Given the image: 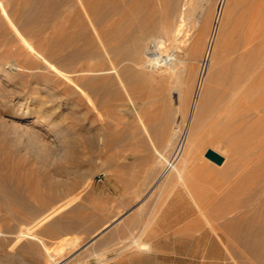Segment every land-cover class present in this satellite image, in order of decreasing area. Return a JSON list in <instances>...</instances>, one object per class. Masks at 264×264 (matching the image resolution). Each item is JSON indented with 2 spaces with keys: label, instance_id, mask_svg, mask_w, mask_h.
Wrapping results in <instances>:
<instances>
[{
  "label": "rangeland",
  "instance_id": "374dc122",
  "mask_svg": "<svg viewBox=\"0 0 264 264\" xmlns=\"http://www.w3.org/2000/svg\"><path fill=\"white\" fill-rule=\"evenodd\" d=\"M170 5L171 0H0V229L6 233L0 237V264H47L48 252L35 235L13 242L35 215L70 197L73 204L60 216L73 228L43 238L52 249L80 239L81 259L72 264H264V134L254 157H236L233 175L201 185L197 203L181 186L151 192L165 161L174 159L173 133L187 126L194 92L186 88L182 94V86L172 84L176 78L164 80L160 68L143 73L131 50L138 38L143 59L159 39L167 41L165 53L174 50L172 38L157 30L174 20L165 16ZM181 47L180 67L191 69ZM12 61L20 68L8 76L4 68ZM217 86L218 113L231 85L222 79ZM34 92L44 122L35 105H20ZM240 100L248 103L244 94ZM26 112L37 124L33 137L20 136L13 125ZM207 148L202 159L223 168L209 161ZM131 208L128 225L125 217L83 247ZM255 227L261 231L246 237ZM141 234L149 252L119 247Z\"/></svg>",
  "mask_w": 264,
  "mask_h": 264
},
{
  "label": "bare ground",
  "instance_id": "6f19581e",
  "mask_svg": "<svg viewBox=\"0 0 264 264\" xmlns=\"http://www.w3.org/2000/svg\"><path fill=\"white\" fill-rule=\"evenodd\" d=\"M171 15H173L172 17H174V20L172 22L170 21L171 23L168 22L169 24L164 23L160 29L157 30H159V32L163 31L165 35L167 34V37L169 36V38H172L174 42L170 41L173 44L175 43L174 50L171 51V53L166 50L165 53L164 50L167 49V41L159 39L154 42L153 48L149 45L147 49L148 52H146L145 58L143 59L144 56L142 57L141 54L143 39L138 38L134 41V49L131 50V55L138 59L136 64L140 65L143 73H155L156 69L160 68L162 69L160 76H162L164 80L167 78H169V80H171L170 78H176L171 82L172 84L177 83L182 86L180 87L182 90L179 88L182 94H185L184 92L187 91L186 88H188L190 92H194L192 103L190 104L189 119L187 118V126H184L185 128L182 130L177 129L178 131L173 133L174 142L176 141L174 146L172 145V149H174V159L173 161H165V168L160 172L158 177L155 178L156 180L151 184L152 186L150 185V189L152 192V189L155 187H159V190H163L172 186H181L197 203V199L200 195L204 194L200 192V190H202L201 185H204V182L208 183L210 180L213 181L218 175L225 178V175H228L229 172H231L229 174L233 175L232 172L239 169L236 160L238 158L237 156L243 155L248 159L249 157H254L253 147L255 149H262L264 144L263 138L259 139L263 144L257 140L259 135L264 134V0H171V5L169 9H167L165 16L169 18ZM240 20H242V25L240 24ZM241 26H243V29ZM151 28L152 27H150V29ZM239 29L240 31L242 29L244 32L239 33ZM157 30L155 29V31ZM238 33L241 35L240 37H237L239 36ZM235 35L238 39H235ZM181 44L185 46L184 49L186 50H183V52L186 51V57H189L193 64L191 69L189 68L191 64L190 66H188L189 64L187 65L189 70L187 67H180V64L184 63V60H179L177 56V52L182 50L180 49L182 48ZM200 58H202V61L198 66ZM18 66L19 65L13 62L9 67H6L9 70L3 67L4 73L8 76L15 75V73L19 71L18 68L20 67ZM134 74H136V72ZM222 79L227 84H230L231 88L228 93L229 100L227 99V102L225 101L221 104L220 110L217 113L216 110L219 108L217 101L222 92L217 85ZM172 84L170 85L171 88L169 87L171 90L176 86ZM161 88H163V86H161ZM182 94L181 96L183 97ZM243 94L248 103H242L240 100ZM21 97L22 95H19L16 98V100H18L17 103H21ZM39 98L40 96L38 93L34 92L31 94L30 99H25L20 105L25 106L28 105V103H30L31 106L35 105V109L38 108V114L42 113L41 119L44 122L45 118H47L43 115L44 107L40 101L35 103ZM252 98L256 99L255 102H250ZM215 112L218 114V116H216L217 118L214 117ZM21 119L22 121L20 122L22 123H17V125L15 124L16 122H13L14 127L21 132L20 136H31L30 134L34 133V131L36 133L35 125L37 124H34L36 121L33 120L34 122H29L28 112L22 115L20 120ZM37 119L38 118H36V120ZM184 122L186 123L185 119ZM52 135L56 141L59 140L56 133ZM170 144L171 142L169 140L167 145L169 146ZM209 146L214 147L216 152L225 157L223 168H213L207 163L208 160L204 161L202 159L204 155L203 152ZM243 156L241 157L242 159H244ZM230 158L233 159L230 160ZM262 159L261 156L260 160ZM258 161V164L261 163ZM258 164H254L255 167H260V164ZM262 164L264 165V161ZM254 165L252 166L254 167ZM263 165L262 167L264 169ZM5 190L8 191L9 189ZM205 190L207 191V187ZM9 191L7 193H9ZM160 192H164V190ZM147 197L148 195L143 198V202H145ZM8 198H10V194ZM72 204L73 198L70 197L49 212H43L38 216L35 215V220L17 235L13 243L17 244L24 237L33 234L39 239L48 252L47 264H72L73 261V263L79 262L81 259L78 257L80 239L75 238V240L68 242L60 248L52 249L48 244L49 241L47 243L45 238H43L48 232L54 236L60 233H66V231H70V229L73 228L72 224L62 221L60 216L62 210ZM138 207V211L141 213L142 205ZM26 208L27 207H25V209ZM33 210L29 211L32 212ZM132 210L133 208L128 209V213L125 214V216L106 226V228L93 236L83 247H89L110 227L124 220L125 217H128L127 220L125 219L128 225L131 222L130 217L132 216L129 217V213L131 214ZM35 211L33 212L35 213ZM200 211L203 213V210ZM25 213H27V209L24 214ZM260 231V229L255 227L246 237H252ZM5 236L6 233L0 229V237ZM142 236L143 234L134 236L133 238L130 237L131 239L128 237L129 241H123L122 244L120 243L119 247H122L123 252L133 247H136L141 252H149L151 250V245ZM51 243L52 242H50V245H52Z\"/></svg>",
  "mask_w": 264,
  "mask_h": 264
},
{
  "label": "water",
  "instance_id": "95a60500",
  "mask_svg": "<svg viewBox=\"0 0 264 264\" xmlns=\"http://www.w3.org/2000/svg\"><path fill=\"white\" fill-rule=\"evenodd\" d=\"M205 156L217 165H222L225 162V157L213 149H208Z\"/></svg>",
  "mask_w": 264,
  "mask_h": 264
},
{
  "label": "built area",
  "instance_id": "2783aa9c",
  "mask_svg": "<svg viewBox=\"0 0 264 264\" xmlns=\"http://www.w3.org/2000/svg\"><path fill=\"white\" fill-rule=\"evenodd\" d=\"M153 46H154V43L151 44V48H153Z\"/></svg>",
  "mask_w": 264,
  "mask_h": 264
}]
</instances>
